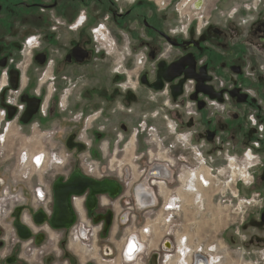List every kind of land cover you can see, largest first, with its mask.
<instances>
[{
  "label": "flooded vegetation",
  "instance_id": "flooded-vegetation-1",
  "mask_svg": "<svg viewBox=\"0 0 264 264\" xmlns=\"http://www.w3.org/2000/svg\"><path fill=\"white\" fill-rule=\"evenodd\" d=\"M207 1L194 0L191 9L200 13ZM172 2L0 0L1 123L12 121L21 127L34 120L42 124L56 120L60 125L54 127L55 133H60L61 124L75 123L67 148L87 152L93 163L101 151L112 150L110 142L116 146L114 155L125 152L130 142L122 144L126 129L105 124L106 119L137 118L134 109L139 102L165 107L161 123L177 118L181 127L193 129L197 142L205 139L211 151H226L243 159L248 170L245 202L249 206L243 223L248 236L245 241L257 247L264 259V0H242V10L235 9L227 18L210 17L205 28L192 21L179 26L170 11ZM223 2L230 1L218 0L215 9ZM23 43L29 47L30 62L21 67ZM122 105L134 107L133 111H125ZM84 123L88 125L84 130L87 137L78 141L75 135ZM161 128L156 132L163 134ZM156 141L154 137L152 142ZM141 156L137 160L142 164H135L137 178L130 168L117 176L88 177L112 184L114 194H93L87 189L83 195L71 197L74 218L70 227L80 219L87 226L110 227L117 220L115 211L120 209L122 214L128 206L120 220H131L137 229L136 212L155 208L156 196L162 201L160 186L171 191L169 183L181 182L176 169L182 168L179 164L175 168L177 164L169 159L158 162ZM71 178H62V184ZM127 193L129 200L124 198ZM75 197L83 199L84 217ZM54 206L51 215L44 216V220L51 219L44 231L70 228L52 225ZM87 226L83 224L84 230L73 233L71 248L81 254L94 249L81 244ZM26 229L28 234L33 231ZM147 229L143 232L150 235L153 231ZM162 245V251L171 252L169 241ZM146 246L138 236L130 235L121 247L122 262L140 264L141 257H137ZM161 258L152 253L147 264H159ZM91 259L97 261L98 257Z\"/></svg>",
  "mask_w": 264,
  "mask_h": 264
},
{
  "label": "rangeland",
  "instance_id": "rangeland-1",
  "mask_svg": "<svg viewBox=\"0 0 264 264\" xmlns=\"http://www.w3.org/2000/svg\"><path fill=\"white\" fill-rule=\"evenodd\" d=\"M193 1L173 0L170 11L179 26L182 22L187 24L192 21L205 28L215 16L224 15L227 18L235 9H243L240 5L242 0H227L230 2H223L218 10L215 9L218 0H208L199 13L194 8L191 9ZM28 51L29 47H25L23 43L21 67L30 62ZM45 105V102L41 105L42 113ZM133 108L124 107V110L133 111ZM164 108L150 107L139 102L134 109L137 118L123 116L106 119L105 124L116 129H119L120 124L126 129L122 144L130 142L125 147V152L119 153L120 155H114L113 149L116 146L110 142L113 151H101V157L97 161L93 158L94 164L90 162L92 160L87 152L67 148L66 141L69 132L76 126L75 123L61 124L60 133H55L54 127L60 125L56 120L48 119L43 124L34 120L21 127L15 126L12 121H0V264H124L121 247L125 239L136 232L138 235L140 233V237L149 247V254L147 252V255L139 259L140 264H146L150 252L162 255L159 264H194L195 254L199 252L208 260V264H264L258 248L248 246L245 241L248 236L243 223L248 216L249 206L245 202L248 170L243 159L237 158L233 153L227 154L226 151H211L205 144V139L197 142L193 129L181 127L177 118L169 117L161 123L160 118L166 116ZM149 121H154L151 127L143 126ZM86 126L88 125L84 123L75 135L78 141L87 137L84 132ZM158 128H161L160 132L163 134L156 132ZM154 137L156 142H152ZM151 148L154 152H149L148 155L147 151H151ZM36 153H45L48 156V161L40 169L28 166L22 160L24 154ZM143 154L145 160L149 158L161 162L162 159H169L177 164L175 168L178 164L179 167L182 166L180 170L176 169V173L179 172L178 175L181 176V182L169 183L171 191L164 190L161 194L163 202L176 204L177 209H165L166 204H162L157 197V206L153 209L146 208L151 212L147 210V213L145 208L136 212L137 229L132 227L131 220H125L129 222L127 225H122L125 222L120 220L128 212V206H125L122 214L117 209L114 213L117 220L103 229L101 224L87 226L80 219L70 228L48 232L44 230H48L51 225L49 216L41 224L36 222L38 214L45 216L42 212L44 204L36 202L34 198L37 189L42 188L49 193L52 209L55 202L54 185L57 181L68 179L76 173L92 178L107 175L111 177L113 174L117 176L125 173L128 168L137 178L139 175L135 164L136 161L139 163L140 160L137 159ZM55 155L59 164L52 160ZM106 166L109 167L106 169ZM193 174L197 176L192 177ZM178 188L181 190L178 191ZM127 196L128 193L124 198L129 200ZM83 224L87 226V236L81 244L94 247L93 251L86 254L71 248L75 238L73 233H76L75 229L78 233L84 230ZM150 224L154 226L150 235L147 236L143 229L139 230ZM19 226L33 231L29 237L22 238ZM44 232H48L47 236ZM32 241L36 242L35 246L31 244ZM166 241L172 246L171 252L164 248V251L159 250L157 247L159 243L163 246ZM77 244L81 247L80 243ZM68 247L71 249L67 250ZM81 256L85 259H81ZM95 256L98 257L97 261L91 259Z\"/></svg>",
  "mask_w": 264,
  "mask_h": 264
},
{
  "label": "water",
  "instance_id": "water-1",
  "mask_svg": "<svg viewBox=\"0 0 264 264\" xmlns=\"http://www.w3.org/2000/svg\"><path fill=\"white\" fill-rule=\"evenodd\" d=\"M199 4L198 6H200ZM62 180L57 181L54 185V215L52 225L56 228L70 227L73 224L74 214L71 209V197L83 195L87 189H91L93 194L112 192L114 186L110 183H100L88 177H83L80 173H76L66 183L62 184ZM36 222L41 224L44 220L42 213L35 218ZM28 230L24 226H19V234L22 238L29 237Z\"/></svg>",
  "mask_w": 264,
  "mask_h": 264
},
{
  "label": "built area",
  "instance_id": "built-area-1",
  "mask_svg": "<svg viewBox=\"0 0 264 264\" xmlns=\"http://www.w3.org/2000/svg\"><path fill=\"white\" fill-rule=\"evenodd\" d=\"M3 115H4V111H1L0 112V121H2ZM22 160L28 166L30 165L36 169H40L48 161V156L45 153H42V154L36 153L34 155L24 154ZM52 160L54 161V163H57V164L60 163L57 160L56 155L52 157ZM34 198H35L36 202L44 204L43 208H42L43 213L46 215H51L52 209L50 208V203L52 202V198L50 197L49 193L47 191H45L44 189L39 188L35 191ZM195 255L203 257V255L200 252L196 253Z\"/></svg>",
  "mask_w": 264,
  "mask_h": 264
},
{
  "label": "crops",
  "instance_id": "crops-1",
  "mask_svg": "<svg viewBox=\"0 0 264 264\" xmlns=\"http://www.w3.org/2000/svg\"><path fill=\"white\" fill-rule=\"evenodd\" d=\"M162 182H163V181H162ZM164 190H165V186H164V185H161V186H160V191H161V192H165L166 190H165V191H164ZM161 194H162V193H161ZM156 199H157L156 201H158L157 196H156ZM75 200H79V202H80V209H81V213H82V215L80 214V216L82 217V216L84 215V213H83V209H82V202H81L83 199H82V198H79V197H75V198H74V203H75ZM162 202H163V198H162ZM163 204H166V202L164 201ZM74 205H75V204H74ZM75 208H76V206H75ZM76 210L78 211L77 208H76ZM146 211H147V210H146ZM148 212H150V211H148ZM78 213H80V212L78 211ZM83 217H84V216H83ZM145 227L150 228V230H151V228H153L154 226L150 224V225H147V226H145ZM145 227L140 228L139 230H142V229H143L142 231H144L145 229H147V228H145ZM142 231H141V232H142ZM133 234H135L136 236L139 237V239L142 240V238L140 237V233H139V235H138V232L133 233ZM142 234H143V233H142ZM148 235H149V234H148ZM148 235H147V236H148ZM142 241H143V240H142ZM143 242H144V241H143ZM145 244H146V243H145ZM146 245H147V244H146ZM160 246H161V244L159 243L158 246H157V247L159 248V250H160ZM146 247H148V246H146ZM147 252H148V254H149V247H148L143 253H141V254L137 257V260L139 259V257H142V256H144V255H147ZM150 253H151V254H152V253H154V254H158L157 252H150ZM147 260H148V257L146 258V264H147ZM138 261H139V260H138Z\"/></svg>",
  "mask_w": 264,
  "mask_h": 264
},
{
  "label": "bare ground",
  "instance_id": "bare-ground-1",
  "mask_svg": "<svg viewBox=\"0 0 264 264\" xmlns=\"http://www.w3.org/2000/svg\"><path fill=\"white\" fill-rule=\"evenodd\" d=\"M167 210H169V211L174 210V204H168ZM145 232L147 233L148 229H145ZM169 251H171V249ZM154 262H155V260H154ZM194 264H208V260L207 259L205 260L204 257L197 255V256H195Z\"/></svg>",
  "mask_w": 264,
  "mask_h": 264
}]
</instances>
